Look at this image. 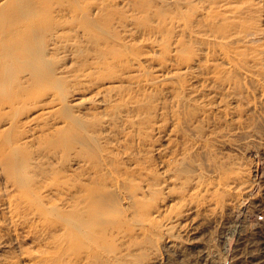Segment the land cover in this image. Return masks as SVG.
<instances>
[{
    "label": "bare ground",
    "instance_id": "bare-ground-1",
    "mask_svg": "<svg viewBox=\"0 0 264 264\" xmlns=\"http://www.w3.org/2000/svg\"><path fill=\"white\" fill-rule=\"evenodd\" d=\"M263 10L264 0H0V250L17 248L0 264L151 245L164 193L188 177L177 155L194 150L192 135L240 124L264 92ZM87 93L96 99L75 132ZM163 137L172 149L161 159ZM217 168L213 200L231 204L248 177Z\"/></svg>",
    "mask_w": 264,
    "mask_h": 264
},
{
    "label": "rangeland",
    "instance_id": "rangeland-1",
    "mask_svg": "<svg viewBox=\"0 0 264 264\" xmlns=\"http://www.w3.org/2000/svg\"><path fill=\"white\" fill-rule=\"evenodd\" d=\"M261 19L264 23V10ZM93 99L94 94L87 93L84 106L73 109V116H80L73 122L75 132L84 119L90 118L84 111ZM242 110L240 124L234 120L233 125L219 131L218 137L205 132L201 141L192 135L194 152L189 153H197L195 157L177 155L178 168L189 178L183 186L180 181L175 184L181 187L177 192L164 193L151 245L117 241L115 248L101 252L100 259L67 264H264V92L261 96L255 92ZM78 136H72L75 142ZM167 144L166 137L155 143L163 151L161 159L171 153ZM155 158L158 161L156 154ZM214 166L217 170L223 167L228 179L241 171L248 177L245 187L233 190L231 204L213 200L215 188H221L224 182ZM16 249L11 245L0 250V255Z\"/></svg>",
    "mask_w": 264,
    "mask_h": 264
},
{
    "label": "built area",
    "instance_id": "built-area-1",
    "mask_svg": "<svg viewBox=\"0 0 264 264\" xmlns=\"http://www.w3.org/2000/svg\"><path fill=\"white\" fill-rule=\"evenodd\" d=\"M259 220H262V217H260Z\"/></svg>",
    "mask_w": 264,
    "mask_h": 264
}]
</instances>
